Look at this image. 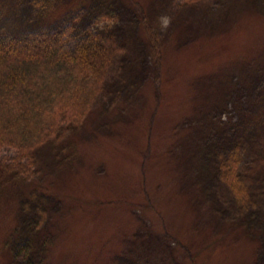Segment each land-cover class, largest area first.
Returning a JSON list of instances; mask_svg holds the SVG:
<instances>
[{
  "label": "rangeland",
  "instance_id": "1",
  "mask_svg": "<svg viewBox=\"0 0 264 264\" xmlns=\"http://www.w3.org/2000/svg\"><path fill=\"white\" fill-rule=\"evenodd\" d=\"M89 31L123 53L83 124L31 153L30 176L0 154V264H28L22 244L46 264H264V120L241 156L249 210L200 154L213 127L264 107V0H0V37Z\"/></svg>",
  "mask_w": 264,
  "mask_h": 264
},
{
  "label": "trees",
  "instance_id": "2",
  "mask_svg": "<svg viewBox=\"0 0 264 264\" xmlns=\"http://www.w3.org/2000/svg\"><path fill=\"white\" fill-rule=\"evenodd\" d=\"M185 1L195 4L203 0ZM147 32L155 65L159 68L162 54L159 39L152 28L148 27ZM38 37H41L38 42L28 37H0V154L8 148L27 158L25 164L19 165L26 176L33 172L34 161L29 159L33 151L60 130L83 124L104 90L116 59L123 53L111 32L89 31L70 38L69 42L52 35ZM263 120L264 107L261 110L250 107L232 125L213 127L214 145H206L207 152L200 153L214 156L215 175L228 185L243 211L253 204L250 184L245 188L240 179L244 139L254 136ZM199 151L200 146L192 154L196 161ZM40 203L35 206L38 217L33 225L43 223L47 216L45 209L38 207ZM24 247L22 244L18 250L24 252L23 258L28 264H46L44 259L34 260L37 254L31 247Z\"/></svg>",
  "mask_w": 264,
  "mask_h": 264
}]
</instances>
